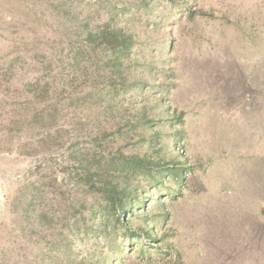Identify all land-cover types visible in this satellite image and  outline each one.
Masks as SVG:
<instances>
[{
  "label": "rangeland",
  "instance_id": "1",
  "mask_svg": "<svg viewBox=\"0 0 264 264\" xmlns=\"http://www.w3.org/2000/svg\"><path fill=\"white\" fill-rule=\"evenodd\" d=\"M0 264H264V0H0Z\"/></svg>",
  "mask_w": 264,
  "mask_h": 264
},
{
  "label": "trees",
  "instance_id": "2",
  "mask_svg": "<svg viewBox=\"0 0 264 264\" xmlns=\"http://www.w3.org/2000/svg\"><path fill=\"white\" fill-rule=\"evenodd\" d=\"M130 161L135 162V161L132 160V159H131ZM175 174L177 175V172H175ZM177 177H178V176H177ZM111 197H112V198H110V199H111L112 202L115 203V202L117 201L116 203L120 205L119 207H120V208L122 207V212L127 211V205H126V206H125V205L123 206L124 202H123L120 198L117 199V196H115L114 194H111ZM125 226H127V223L125 224Z\"/></svg>",
  "mask_w": 264,
  "mask_h": 264
}]
</instances>
